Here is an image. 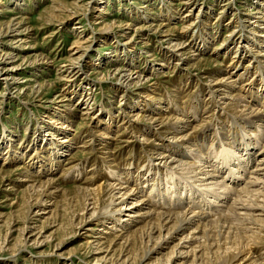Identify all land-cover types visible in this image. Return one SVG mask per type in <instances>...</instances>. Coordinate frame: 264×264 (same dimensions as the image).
Wrapping results in <instances>:
<instances>
[{
	"label": "bare ground",
	"instance_id": "6f19581e",
	"mask_svg": "<svg viewBox=\"0 0 264 264\" xmlns=\"http://www.w3.org/2000/svg\"><path fill=\"white\" fill-rule=\"evenodd\" d=\"M10 1L11 7H0V17H6L0 22V39L9 38V49L4 51L3 57L6 56V60L15 58L19 63L2 71L5 77L1 79L4 89L0 92V102L11 94L12 85L19 88L17 84H22L20 91L26 88L36 97L43 92H56L54 102L60 105V110L47 111L45 117L48 115L50 121L46 124H39L35 117L29 119L23 127L26 139L18 140L16 127L4 126L3 133H0V152L4 151L0 153L3 155L0 184L21 176L5 195L11 211L0 215V253L4 250L22 252L28 244L42 246L59 235L62 238L54 247L61 248L69 237L87 227L80 246L95 255L97 262L264 264V253L260 255L264 252V0L240 1L249 6L243 10L246 18L242 21L251 32L243 38L248 46L233 51L228 67L218 69L217 74L203 76L208 81V100L203 110H199L198 101L187 108L182 107L183 103L179 102L183 99L179 101L175 91L168 94V101L159 95L158 83L150 87L152 95L138 93L133 97L128 95V88L140 87L144 81L141 76L144 66L143 69L138 67L140 57L131 50L132 42L138 38L145 49L154 39L167 64L171 65L173 58L177 61L173 71L182 61L194 62L183 69L188 76L187 83L202 79L197 75L192 78L190 69L207 63L209 59L204 57V52L215 35L208 33L206 23L199 34H192V29L195 22L202 18L206 20L208 6L200 5V0H176L178 9H174L172 0H153L160 10L157 19H151L156 7L152 0H117L118 5L125 8L123 11L140 24L135 27L125 24L115 40L114 37L104 38L107 45H114L113 51L107 58L98 54L95 57L94 75L100 74L96 68L100 63L125 62L124 66H117L111 72L108 70L105 76L115 81L116 86L109 90L120 94L121 99L115 104L116 114L111 115L112 108L106 103L100 105L101 112L97 117L90 114L95 107L93 93L98 91L96 84L100 81L84 82L83 75H80L83 58L96 31L92 28L86 36L81 23L88 17V12L97 7L95 19L100 21L95 24H100L98 31L110 33L108 27L115 25L116 21L105 20L109 15L104 7L108 1L71 0L68 3L69 0H52L43 11L44 25L57 23V28L47 33L43 40L58 35L67 21L80 18L73 27L76 40L72 51H76L59 62L57 78L50 81L44 80L42 74L54 66V59L50 62L46 55L38 52L35 41L28 46L35 30L26 23L28 19L24 12L27 11L21 9L27 3ZM123 1H130L131 7H124ZM135 1H143V5L136 7ZM228 4L222 3L219 13ZM11 9L18 11L17 14L8 16L13 13ZM182 10L185 12L176 20ZM176 23L182 25L181 28ZM235 33L234 30L227 34L231 38L228 43L224 40L214 45L209 56L215 59L220 55L228 57L232 52L229 44ZM120 39L125 42L120 44ZM164 44L172 55L162 51ZM249 52L253 53L252 58L248 59L244 71L234 78L231 75L234 71L229 73L227 70H236ZM162 68H152L151 72L163 74ZM251 71L254 77L243 80L241 76ZM25 73L29 78L15 76ZM80 78L85 87L81 84L71 86ZM133 80L137 81L134 83ZM148 80L146 78L145 84ZM63 82L71 83L65 86ZM73 101L81 106V123L76 124V129L94 124L93 135L91 132L86 135L66 133L69 122L65 117L70 116L66 109H73ZM136 104L140 105L139 109ZM218 118L219 125L208 137L205 134L207 128ZM115 124L122 130L113 133L111 130ZM125 126L130 132H125ZM132 131L140 137L139 150L144 156L140 168L134 166L132 158L120 163L116 157L138 142L130 134ZM118 138L122 139L119 141ZM71 149L72 152L65 155L70 159L88 150L99 154L101 162L92 163L86 170L85 164L74 165L73 160L65 161L68 168L61 166L58 178L66 174L73 184L80 178L83 183L71 189H59L58 180H55L57 174H52L65 152ZM20 163L25 167L18 165ZM10 165L14 166L12 170L4 169ZM12 195L14 198L8 200ZM46 230L51 232L45 235ZM176 240L177 243L169 247Z\"/></svg>",
	"mask_w": 264,
	"mask_h": 264
},
{
	"label": "rangeland",
	"instance_id": "374dc122",
	"mask_svg": "<svg viewBox=\"0 0 264 264\" xmlns=\"http://www.w3.org/2000/svg\"><path fill=\"white\" fill-rule=\"evenodd\" d=\"M0 1L2 2V5L0 7H8V8L11 7V3H10L11 1L10 0H0ZM51 1L52 0H20L21 3L22 2L27 3L26 6H22L21 9H24L25 11H27V12H24V13H26V14H24L25 18L28 19L26 23H28V25H30L31 28L33 30H35V32H32V33H35L33 35V38L28 41V43H29L28 46L33 45L32 43L35 41L37 46L39 47L38 52L46 55L48 57V59H50L49 60L50 62L53 59L55 61L54 66L51 67L50 69H48L46 71V73L44 72L45 74H42L43 79L47 80V81L56 79L57 78L56 72L58 71L59 66L61 64L59 62L63 61L65 58H67V57L71 56L73 53H75L74 51H76V50L72 51L73 50L72 44L76 40V38H75L76 34H74V32H73L74 31L73 27H75L76 24L79 23L77 21V19H80V18H77L76 20H74L72 22L67 21L62 26V29H60L61 32L58 35L52 36L51 38H49L47 40H43L44 36H46L47 33L51 32L52 30L57 28V23H55V22H54V25L46 26V25H44V23L42 21L43 11L47 7H49ZM70 1L71 0H69L68 3ZM104 1H108V5L105 4L104 7L106 8V10L109 14L108 16H106L105 20L108 19V21H110V20L116 21L115 25L108 27V28H110V33L107 34L105 32V30L98 31L100 24H98V25L95 24V23L100 21L97 18L95 19V17L97 16V13L95 12V8L97 9V7H94L93 10H90V12H88V17L84 18V20H83V18H81L83 20V22L81 24L84 26V31H85L84 34L86 36H88L90 34V32L92 31V28H95V31H96L95 34L92 36L93 38L91 39L90 49L88 51H86V56L83 58L84 63H82L83 68L81 69L82 72L80 74V75H83L82 81H84V82H86V81L92 82L94 80H96L97 82H98V80L100 81L96 84L98 91L93 93L95 100H96V101L94 100L95 107L93 109V112H91L92 114H90V116H93V117H97L98 114H100V112H101V106L100 105L104 106V105H106V103L111 106V108H112L111 115L114 116L116 114L115 113V104H117L119 99H121L120 94L118 92H115V91L111 92L109 90L111 87L116 86L114 79L106 78L105 76L107 75L108 70L111 72L117 66L118 67L124 66L125 62H121V63L120 62H116V63L110 62L107 64L102 63V65L100 63V65H98L99 67L96 66V68L98 69V72L100 74H95V75L93 74L92 69H94V67H92V65H93V63L96 62L94 60H95V57L97 56V54H98V56H102L103 58H107V57H109L111 51H113L112 49H113L114 45L113 46L107 45L106 44L107 40L104 38L109 39V37H114L113 40H115L116 39L115 37H117L118 35H120L123 32L122 29L125 26V24L126 25L130 24V26L134 25L133 27H135L136 24L137 25L140 24L139 21L135 22L134 20H132L127 15L128 13L126 14V11H123V9H125V8H123L122 6H119L118 2H116L117 0H104ZM240 1L245 2V0H200V1H198L199 4L201 3L200 5L203 4V6H208V9L205 10L207 17H206V20L205 19L203 20V18H202V19H200L199 22L198 21L195 22L194 28L192 27L193 28L192 34L201 33V30L205 26V23H206V25H207L206 27H209L208 33L214 34L215 37L213 40H210L208 42V49H206L204 52V57H206V59H209L207 61V63L201 64L199 66V68L190 69V72H191L190 76L192 78L195 79V75H197L199 77H202V79H203L204 78L203 76H207L208 74H212V75H214L213 73L217 74L215 71H217L218 69L223 70L229 66L230 61H231L230 58L232 57L233 51H235L239 47L248 46V44L245 42V40L243 38L247 37V35H249V33H251V32L249 31V28L246 27L247 26L246 23H244L242 21H244L246 18L245 17L246 16L245 11H243V10H246L244 8H247L249 6H246L245 4H241ZM128 2H130V1H123L121 4L126 8L131 7V6H129L130 4ZM154 2L152 0V3H154ZM171 2H172V5H174L173 6L174 9H178L175 6V4L177 3L176 0H172ZM226 2H229V4L225 7V9H224V11H222V13H219L220 8H221V4L226 3ZM246 2L248 4H251L248 1H246ZM142 3H143V1H138V2L135 1L134 6H136V7L140 6L141 7L143 5ZM155 6L156 7L153 10L155 12V14H154L155 16L154 15L151 16V19H155L157 14H159L158 11L160 9L158 8V5L156 2H155ZM249 9L253 10V7L249 8ZM11 10L13 13L8 14V16H13L14 14H17V12H18L14 9H11ZM184 12H185V10H182L181 12H179L178 15H176V20H178L179 17H181ZM205 12H204L203 16H205ZM19 13H22V12H19ZM195 15H196V12H194V16H193L194 18H195ZM3 20L5 21L6 17L2 18V16H1L0 22H3ZM228 22H230V23H228ZM176 26H179V28H181L182 25L176 23ZM236 26H237V28H233ZM243 26H245V27L243 28ZM133 27H131V28H133ZM206 30H207V28H206ZM234 30L236 31L235 37H234L232 43L229 44V47L232 50V52H230V55L228 57L227 56L222 57L220 55L216 59L214 56H209V54L212 53V47L214 45H219L224 40H226V43H228L231 40V38L227 37V34H229L230 31H234ZM8 39L9 38H1L0 39V41L2 42V43L0 42L1 43L0 44V57H3L4 51L9 49V44L7 41ZM119 41H120V44H123L125 42L123 39H120ZM122 41H124V42H122ZM107 46H109V47H107ZM158 46L159 45L155 42L154 39H151V42H149V47H147L148 49L147 48L145 49L142 47L141 38L135 39L134 43L132 42V45H131L132 49L131 50L134 51L138 57H140V58H138V60H141V62L139 63L140 66H138V65H136V66L140 67L141 69H143V66H144V69L142 70V75H141L142 77H144V81H142L140 87L139 86H137V87L131 86L130 88H128V95L133 96V95H136L138 93L151 94L150 91L152 88H150V87L153 84L158 83L157 85H158V87H160V89L158 88L159 92H160L159 95L162 94V96L165 99H167L168 101H169L168 98L170 97L168 94L175 91V93H177L176 97H178L180 99L179 101H181L183 99V101L179 102L180 104L183 103L182 107L187 108V106L189 104L194 105V103H197L196 101H198L200 103V104L198 103L199 110H203L204 104L208 100V98H206V94H207L206 87L208 86V83H207L208 81L205 79H203V81H202V79L201 80L199 79L198 82H191L189 80L187 83L188 76L185 75L186 73L183 72V69H187L189 64L190 65L194 64V62L182 61V63H180V65L179 64L176 65V69H175V71H173V65L177 61H175V59L173 58L170 61V63H172V64L171 65L167 64V62H165L163 60V54H162L163 52H160V50L158 49ZM165 46L166 45L164 44L162 51L169 52V50H167L165 48ZM1 51H3V52H1ZM24 51L28 52L30 50H27V51L24 50ZM175 53L178 54V52H175ZM249 53L250 54H248L246 56V58H244V60H242L239 63L236 70H230L231 68H229V69L227 68L228 69L227 71H230L229 73H231V71H234V73L231 74L234 76V78L237 75H240L241 72L244 71V68H245V65H246L248 59L252 58L251 55L253 53H251V52H249ZM151 54H153L154 57H151ZM169 54L172 55L173 53L169 52ZM149 55H150V57H149ZM16 61L17 60L15 58L14 59L8 58L6 60V56H5V57H3V60L0 62V70H1L0 71V92L3 91V89H4L3 88L4 82L1 79H3V77H5V75H3L2 71L4 70L5 67L11 66V64L16 65L19 63V61H17V62ZM215 61L217 63L216 64L217 66L214 63ZM122 63H124V64H122ZM155 64H158L160 66H155ZM136 66H132V67L135 68ZM156 67H158V68L164 67L161 69L163 74L159 75V73H157L156 71L152 74V72H151L152 68H156ZM137 69L139 70V68H137ZM20 73H22V72H20ZM179 74H180V76H179ZM258 75H259V73H258ZM15 76H21L20 78H23V77L29 78V74H27V73H25L23 75H15ZM101 76H104V78H102ZM160 77H161V79H160ZM241 77L243 78V80H245L246 77H247L246 79H252L254 77L253 71H251L250 74H248V73L243 74ZM30 78H32V77H30ZM83 78H84V80H83ZM146 78L149 79L148 84H145ZM39 80L40 79H38V81ZM82 81L80 78V79L76 80L75 82H73L71 84V86L81 84V85H83V87H85L84 84H82ZM136 81L137 80H133L134 83ZM258 82L259 81H257V83ZM70 83L71 82H65V83L63 82V84L65 86L70 85ZM195 83H196V85H195ZM17 85L19 86V88H15V85L11 86V90H10L11 94H9L8 98H3V100L1 99L2 101L0 102V133L1 132L3 133V130L5 129L4 126L14 127V128L16 127L15 128L16 129L15 134H17L18 140H20L23 137H25V139L27 137V135H25V133L23 131V127H24V124L29 119H33L35 117V121L38 120L39 124L40 123L46 124L50 121L49 120L50 117L48 115H47V117H45L47 114L46 112L53 110V109H57V110L59 109L60 110V107H59L60 105L55 104L56 102H54L55 101L54 97H55V95H57L56 92H53L52 94H47V93L43 92L42 94H38L39 97H36V96H33L32 93L28 92V90L26 91L25 90L26 88L20 91L19 89L21 88L22 84H17ZM185 86H187V87H185ZM194 87H196L197 89ZM193 88H194V90H193ZM254 89L257 90L258 86L255 85ZM194 95H195V97H194ZM156 97H158V96H156ZM75 102L76 101L72 102V106H73L72 110L66 109V113L70 114L69 117H65L66 122H69L66 125V126H68L66 133L74 134V132H75L74 135H86L87 132L88 133L91 132L93 135L95 132L93 130L94 124L92 126H87V125L81 126L83 131L80 130L81 128L76 129V124L81 123V121L79 120V114L81 113V110L79 107H81V106H77V104H75ZM139 107H140V105L136 104V108L139 109ZM209 108H210V106L208 107V109ZM174 109L176 110V108H174ZM216 120L217 121L215 123H213V125L210 126L209 129L207 128V130L205 132V134H207L208 137H211V133L214 132L215 128L220 123V118H218ZM92 122H94V120ZM197 123H199V122H197ZM116 125L117 124H115V126H114L115 128L111 130L113 133H115L116 131H120V129H121V128H117ZM84 129H85V131H84ZM125 130H126L125 132H127V133L130 132L129 131L130 128L128 126H125ZM130 134L134 135V137H135L134 141L135 140L138 141L140 139V137H138L137 135L134 134V131H132ZM167 137L169 138V135ZM118 139L120 141V139H122V138H118ZM77 143H79V142H77ZM139 143H140L139 141L134 142L133 146H131L132 148L130 147L129 149H125L124 153L122 155H120V157H119V155H116V157L119 158L120 163H123V160L125 162L127 160V162H128V160L130 158H132L134 160V166L136 168H140V166L142 167V162H143L144 156H143V153L141 152V150H139ZM86 151L84 150V153H82V152L77 153V156L74 157L73 159H70L67 156H65V155L71 153L72 149L68 150V152L66 151L63 158L60 159L59 167L55 170V172L52 175H56L60 171L61 166L64 165V167H67V166H65L66 162L67 163L72 162V160L74 161V163L76 162L74 165L85 164L84 167L86 170L89 169V167H90V165H92V163L93 164H99L101 162L99 159V157L101 158V156L99 154H97L95 152H89L88 150H86ZM130 151L135 152L136 154L135 153H128ZM88 152H89V154H88ZM0 153L3 154L4 151L2 150V152H0ZM2 154H0V165H2V163H3L2 162L3 161V158H2L3 155ZM82 156H83V158H82ZM88 156H89V158H88ZM77 157H78V159H77ZM92 158H94V159H92ZM82 160H83V162H82ZM90 161H92V162H90ZM25 163H26V160H25ZM71 164H69V165L73 166ZM13 165L16 166L17 164H13ZM13 165L5 167L4 169H11V168L13 169L14 168ZM18 165H23V164L20 163ZM24 165H23V167H25ZM64 175L65 176H63V178L62 177L58 178L60 176V174H57L55 176L56 177L55 180L56 181L58 180L57 184L59 185V189H62V188L63 189H71L72 187H75V186L76 187L82 186L83 180L81 178L79 181H77L78 183L73 184L69 179H67L66 174H64ZM20 177L21 176H15L12 178V180H8V182L3 183L2 185L0 184V215H6L11 211V207L9 206L10 202L9 201L6 202L5 195H7V193H8L7 191L11 186L15 185V183H18L17 180ZM61 180H62V182H61ZM13 198H14V195L9 196L8 200H11ZM86 229H87V227H85L84 229L78 230L77 234L75 236L69 237L67 243H65V245L61 248H55L54 247V245L62 238V236L59 235V236L53 238L54 240H52V242H48L47 244H43L42 246L32 247V246H30V244H28L27 246L24 247V250L22 252H17V251L16 252H13V251L7 252L4 250L0 253V264H108V263L121 264L120 262H106V263H104V261L97 262V261H95V258H96L95 255L88 253V251L86 249L81 248V246H80L82 243L81 239H82L83 235L85 234V231H87ZM49 232H51V230H46L45 235H47ZM185 234H187V232ZM177 241L178 240H176L175 242L170 244L169 247L176 244ZM263 253L264 252H261L260 255L261 254L263 255ZM135 264H148V262L147 261H140V262L135 263Z\"/></svg>",
	"mask_w": 264,
	"mask_h": 264
}]
</instances>
